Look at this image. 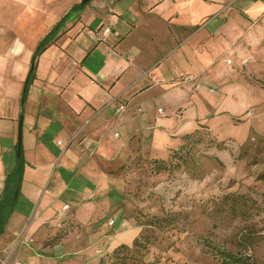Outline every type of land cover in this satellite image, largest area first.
<instances>
[{"label": "crops", "instance_id": "1", "mask_svg": "<svg viewBox=\"0 0 264 264\" xmlns=\"http://www.w3.org/2000/svg\"><path fill=\"white\" fill-rule=\"evenodd\" d=\"M83 1L0 0V198L23 162L0 234L12 264H97L132 243L129 215L109 230L128 195L124 164L212 130L251 88L243 70L264 76V0Z\"/></svg>", "mask_w": 264, "mask_h": 264}, {"label": "rangeland", "instance_id": "2", "mask_svg": "<svg viewBox=\"0 0 264 264\" xmlns=\"http://www.w3.org/2000/svg\"><path fill=\"white\" fill-rule=\"evenodd\" d=\"M247 70L251 88L243 100L226 101L232 113L212 119V130L204 126L185 137L167 158L141 154L124 164L128 195L116 197L124 207L112 211L117 223L109 230L123 229L124 213L131 224L160 220L138 247L107 253L104 264H264V76ZM231 195L236 204L226 202ZM7 254L12 264L13 250L1 256Z\"/></svg>", "mask_w": 264, "mask_h": 264}, {"label": "trees", "instance_id": "3", "mask_svg": "<svg viewBox=\"0 0 264 264\" xmlns=\"http://www.w3.org/2000/svg\"><path fill=\"white\" fill-rule=\"evenodd\" d=\"M85 4V3H84ZM59 27V23L54 25V27L44 36L38 43V46L36 48L35 54H34V60L36 61L38 56L44 52V50L52 43L56 41V34ZM34 72L33 69L30 72L29 78H28V84L33 80ZM22 158L19 157L17 168L16 170L10 174L7 178L6 186L4 189V192L0 198V234L4 231V226L6 224V220L10 213L13 210L15 200H16V192L19 190L20 182L22 178ZM264 177V174H263ZM232 199L233 203H237L238 199L237 196L231 195L226 197V202ZM232 208L230 209L232 213L236 214L237 208L235 205L232 204ZM160 217L154 216L153 219H149L145 222L137 223L136 225L140 227L139 235L133 240L130 244H121L117 246L115 249H113L111 252H113V255H118L120 251L126 250L131 251L132 249L138 247L142 243V237L145 235V230L152 224L151 222L159 221ZM251 243V242H250ZM146 245V244H145ZM106 255V254H104ZM102 255V257L104 256ZM101 257V259H102ZM228 260H231L232 262H238L239 259H236L234 256L227 257ZM99 260L97 264H104L103 261Z\"/></svg>", "mask_w": 264, "mask_h": 264}, {"label": "built area", "instance_id": "4", "mask_svg": "<svg viewBox=\"0 0 264 264\" xmlns=\"http://www.w3.org/2000/svg\"><path fill=\"white\" fill-rule=\"evenodd\" d=\"M108 32H110V29H109V28H106V29L104 30V35H106ZM98 38H99V37H98ZM227 63H232V59H231V58L227 59ZM191 78H192V77L189 76V77H186L185 80H186V79H191ZM125 109H126V105H125V104H121L117 110H118V112H122V111H124ZM162 110H163L162 108L159 109V111H162ZM67 208H68V205L64 206V209H67ZM65 215H66L65 213H62V214H61L62 217H65ZM111 223H113V221H111ZM2 252H4V251H2ZM2 252H0V264H9L10 254H7L6 256L2 257V256H1V253H2Z\"/></svg>", "mask_w": 264, "mask_h": 264}, {"label": "water", "instance_id": "5", "mask_svg": "<svg viewBox=\"0 0 264 264\" xmlns=\"http://www.w3.org/2000/svg\"><path fill=\"white\" fill-rule=\"evenodd\" d=\"M88 1H90V0H84L83 2L85 3V2H88Z\"/></svg>", "mask_w": 264, "mask_h": 264}]
</instances>
